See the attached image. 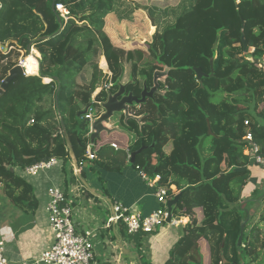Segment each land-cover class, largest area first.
Wrapping results in <instances>:
<instances>
[{"label":"trees","instance_id":"16d2710c","mask_svg":"<svg viewBox=\"0 0 264 264\" xmlns=\"http://www.w3.org/2000/svg\"><path fill=\"white\" fill-rule=\"evenodd\" d=\"M207 1V13L223 16L221 25L219 20L213 26L212 44L206 34L207 39L199 40ZM232 2L248 18L241 25L237 21L227 25L229 0H180L174 7L141 6L131 0H0V86L18 65L14 59L21 52L28 57L27 48L32 46L40 55L39 76L19 78L0 99V185L5 196L19 210L34 212L38 204L33 188L15 170L52 159L71 161L60 121L82 169L91 164L85 158L90 139L83 113L104 104L122 86L140 96L145 84L149 90L154 87L156 72H166L154 98L130 109L134 118L125 121L123 114L121 125L115 117L111 121L118 139L125 135L126 143L110 142L112 134L106 137L110 143L97 141V159L92 162L121 171L128 162L126 150L131 154L141 150L133 167L152 179L159 176L158 186L168 189L169 198L181 195L173 216L190 215V221L166 264H205L203 244L210 264H240V258L245 264H264V211L250 226L254 220L250 208L257 201L242 202L253 164L244 153L248 132L264 156V70L251 60L264 53V0ZM59 5L67 11L65 17ZM137 10L146 11L156 28L142 63L135 52L116 48L105 32L107 15L133 21ZM103 56L112 74L109 89L104 73L94 65ZM128 66L132 71L125 82ZM196 68L209 76L199 82ZM98 73L104 82L94 97ZM46 79L53 81L44 84ZM49 102L53 110L44 111ZM113 144L119 150L108 160L106 153ZM120 226L141 263L150 264L143 251L146 236L130 235Z\"/></svg>","mask_w":264,"mask_h":264},{"label":"crops","instance_id":"0c3cea01","mask_svg":"<svg viewBox=\"0 0 264 264\" xmlns=\"http://www.w3.org/2000/svg\"><path fill=\"white\" fill-rule=\"evenodd\" d=\"M131 1L139 3L141 6H151L153 4L147 0L146 3H141L139 0ZM140 11L144 12L150 20L146 11ZM115 18L118 20L116 15ZM135 21L134 16L133 21L126 22ZM153 28L155 27L152 25L150 28L151 35ZM107 30L105 21V32L112 41L113 30L108 25ZM102 60L106 61V58L104 57ZM45 81L48 82L49 79ZM98 89H100L99 86H97ZM109 128L112 129L111 126ZM118 135L117 132L112 134L110 142H117L120 145L125 144L127 141L125 135H122L121 141L123 143L118 139ZM107 136V134L102 135V139L106 141L102 144L110 143L106 138ZM110 149L106 153V159L108 160L115 157L116 153V150ZM123 157V154L119 152L118 160L120 162H123ZM88 162L91 163L88 164V167L81 166V174H84L82 179L88 187L82 184L79 176L74 174L75 166L72 160L66 164L59 161L53 168L36 176L27 175L24 171L16 169L17 176L33 188L38 206L32 213L15 210V205L5 196L3 186L0 185V210H2L0 216L4 218V215H6L10 219V224L7 222L6 226L5 224L2 226L3 231L1 230L2 234L0 232V236L6 244V254L11 264H21L25 260H35L53 245L54 233L49 224L47 211L50 202L49 191L52 188L61 186L66 190V197L72 204L77 231L84 233L90 230H100L99 244L96 246L92 264H138L137 261L125 257L119 247V244H122L125 249L138 254L133 243L122 235L121 226L106 227V222L113 214L112 206L114 204L127 207L134 213H151L159 206L156 198V188L149 185L141 177V171L136 170L130 162H126V166L121 171L102 168L97 161ZM248 169L251 176L244 189L242 202L257 201V205L255 204L250 208V215H253L255 211L258 212L259 210L260 212L264 208H261V200H256L258 199L257 196L264 197V170L254 164L249 165ZM189 217L190 215L182 217L183 224L180 226L167 224L154 234L145 237L143 251L150 264L167 263L172 248L183 236L184 225L190 221ZM203 251L207 255L205 264H210V252L204 244Z\"/></svg>","mask_w":264,"mask_h":264},{"label":"built area","instance_id":"2783aa9c","mask_svg":"<svg viewBox=\"0 0 264 264\" xmlns=\"http://www.w3.org/2000/svg\"><path fill=\"white\" fill-rule=\"evenodd\" d=\"M61 14L65 17L67 11L63 9L62 6L57 7ZM35 50L32 49V53ZM31 53V52H30ZM31 53V54H32ZM30 54V55H31ZM27 58V57H26ZM26 58L19 61L23 69V77H38L40 71V55H37L38 61V75H29L26 64ZM252 61L256 63L258 68L264 70V53L260 58H252ZM102 72L105 75V87L109 89L112 87L110 79L112 74L110 69L101 67ZM52 80H49V82ZM50 82V83H51ZM100 89H96L94 92V97L100 93ZM102 103H98L96 108H90L84 115V119L89 124V139L93 134V123L96 119H99L101 114L104 112L102 108ZM30 124H34V120L30 121ZM246 126L249 123L246 122ZM247 147L245 149V154L250 157L251 162L254 165L260 166L264 170V156L261 154L260 146L255 143L254 137L251 132H248L246 137ZM95 144L89 141L86 148L85 158L87 161L96 160ZM114 150H119V146L116 144L112 145ZM126 156L128 162L131 161V153L126 150ZM59 163L57 159H52L49 162H40L35 165L27 167L23 170L27 175L36 176L41 172L48 171ZM82 169L79 171L75 169V175H81ZM141 177L149 183L152 187L156 188V198L158 207L149 214H141L131 212L130 209L124 207L120 204H114L112 206L113 214L109 217L106 222V227L112 225L123 224L126 227L128 234L137 235L142 233L145 236H149L157 232L160 228L167 225L168 210L167 203L171 199L169 198V191L166 187L158 186L160 177L150 178L146 173L141 172ZM50 202L47 206L49 224L54 233V243L46 251H44L40 257L35 260H25L21 264H92L95 257V250L97 244H99V232L100 230H90L84 233L77 231L75 223V213L71 202L66 197V190L63 186L52 188L49 191ZM183 224L181 218H175L173 216L172 222L169 225L180 226ZM0 264H11L6 255V244L0 236Z\"/></svg>","mask_w":264,"mask_h":264},{"label":"rangeland","instance_id":"374dc122","mask_svg":"<svg viewBox=\"0 0 264 264\" xmlns=\"http://www.w3.org/2000/svg\"><path fill=\"white\" fill-rule=\"evenodd\" d=\"M139 1L141 3H146V0H139ZM147 1L155 3V4H160L163 7H165V6L174 7L179 3L180 0H147ZM229 3H230V5H229L228 12L225 14L226 17H228L227 18V20H228L227 25L228 26L235 25L236 24L235 21H237L241 25L242 19H244V20L248 19L245 15V11H243L244 9H237L234 6V3L232 2V0H229ZM223 5L226 8V5L225 4H223ZM207 7H208V1L202 6V11L204 13V16L201 17L202 20H201V23L199 26H200V29L203 30L204 32H203L202 37H200L199 40L202 41L203 38L207 39L204 37V35L206 34L210 37V38L208 37L210 39L209 42L212 44L213 40L215 39V31L213 30V26H214V24L217 25L219 20H221L219 22V25H221V23H222L221 18L223 16L221 17L219 15H216L213 17L211 13L210 14L207 13V11H206ZM215 8L217 9L218 6ZM135 20H136L135 22H126V21L119 22L115 18L114 14H109V15H107V17L105 19L106 30H107V25L112 28V30H113V40L112 41H114L113 44L116 48L123 49L125 51L131 50V51L135 52L137 54L138 62L142 63L145 55L146 54L148 55L149 45L152 43V41L154 39V35L152 36L150 34V32H151L150 28L152 27V23L148 19L147 15L144 12H141L139 10L138 13H136V15H135ZM155 31H156V29L153 28L152 33H154ZM211 44L209 45L210 47H211ZM214 48H215V46H214ZM25 56H26L25 53L21 52L20 55L18 57H16L14 60H16V61L18 60V63H19L20 60L26 58ZM102 59H104V56L100 59V61L98 60L96 63H94V65H96L100 71H102L101 67L104 66V68H105L106 64H107V66H106L105 70H107L109 68L107 60L105 61L106 62V64H105L104 60H102ZM101 61H102V64H101ZM131 69L132 68L130 66L126 67V72H127L128 76L125 79V82H127L129 80V75L131 74V71H132ZM99 77H101L100 73H98V79H100V81L97 84L101 88L104 81H103V78H99ZM88 78L90 79L89 76H88ZM43 83L48 84L47 81H44ZM78 83H82V82L79 80ZM46 108L47 109H45L44 111H48V109L53 110L54 107H53L52 102H49L48 106ZM122 116H123V113H119V114L115 115V120L119 119V121L117 123L118 125H121V122L123 120ZM257 197H258V199H256V200H262V197H259V196H257ZM263 207L264 206L262 205L261 208H263ZM14 209L16 210L18 208L16 207ZM1 211L2 210H0V213H1ZM263 211H264V208L260 212H259V210H258V212L255 211L254 217H253L254 222L252 221L250 226H253L255 223L259 222L260 217L262 216L261 214L263 213ZM131 212H133V211H131ZM4 216H5L4 218H1V216H0V232H1V234L3 231L2 226L4 224H5V226L8 223L10 224V219L6 215H4Z\"/></svg>","mask_w":264,"mask_h":264},{"label":"water","instance_id":"95a60500","mask_svg":"<svg viewBox=\"0 0 264 264\" xmlns=\"http://www.w3.org/2000/svg\"><path fill=\"white\" fill-rule=\"evenodd\" d=\"M150 20L152 22V25L155 27V21L151 18H150ZM59 22H61L60 18H59ZM215 48H216V46H215ZM27 49H28L29 53L32 52V46H29ZM195 72L197 75V80L199 82H202L203 78L209 76V75L205 74L201 68H196ZM211 72H212L211 76H213V74H214V61H211ZM23 75H24L23 69L20 65H17L16 67H14L10 71L9 76L3 81L2 85L0 86V99L5 95L6 90L9 88V86L14 81L23 77ZM165 76H166V72H161V71L156 72L155 76H154V87L149 90L145 84L140 96L135 95L133 92L128 93L127 92V86H122L117 93L110 94L107 101L102 105L104 112L101 114L100 118L96 119L93 123V131L94 132L90 138L91 143L96 144L97 141L102 140V135H104V134L111 135L117 131V129H110L109 128V126L111 125V121L113 120V118L115 117L116 114L123 113L125 115V121H128L131 118H134L132 115H130V109L136 105L139 106V105L146 103V101L148 99L154 98L155 94L159 92V88H160L159 81H160V79H162ZM54 80L58 81V78H55ZM50 82L48 81V84ZM55 98H56V103L58 105L57 94H56ZM86 112L87 111H85L83 113V115H85ZM60 122H61L62 134H63V137L66 141L67 148L69 150L70 159L72 160V162L75 166V169L77 171H79L80 170L79 161H78L77 156L75 154L74 147H73L71 138L69 136V133L67 131L66 125H65L63 120H61ZM209 133L212 134L211 130L209 131ZM140 153H141V150L131 154V161H130L131 164H134L136 156L139 155ZM85 167H88L87 163L85 164ZM79 178H80L82 184H84L86 187H88L87 183L81 178V175H79ZM180 197H181V195H177L173 199H170L167 203V210H168L167 223L168 224H171V222H172L173 209L178 204ZM248 221H249V217L246 219V221L243 223V225L241 227V234H240L238 244H237L238 252H240V250H241L243 237H244V231H245V227H246V224ZM119 247L121 248L122 253L125 257L130 258L133 261H137L138 264H142L138 254L133 253V252L125 249L122 244H119ZM240 260H241L240 264H245L243 259L240 258Z\"/></svg>","mask_w":264,"mask_h":264},{"label":"bare ground","instance_id":"6f19581e","mask_svg":"<svg viewBox=\"0 0 264 264\" xmlns=\"http://www.w3.org/2000/svg\"><path fill=\"white\" fill-rule=\"evenodd\" d=\"M37 55H39V53L37 51H34L31 55H29L26 58V68L27 71L29 73V75L31 76H37L38 75V61H37ZM104 68V66H102Z\"/></svg>","mask_w":264,"mask_h":264}]
</instances>
